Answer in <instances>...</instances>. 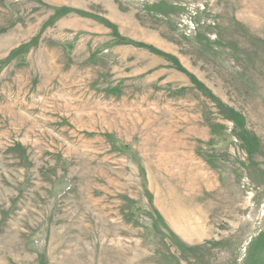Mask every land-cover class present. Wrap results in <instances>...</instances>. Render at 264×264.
Masks as SVG:
<instances>
[{
    "label": "rangeland",
    "instance_id": "obj_1",
    "mask_svg": "<svg viewBox=\"0 0 264 264\" xmlns=\"http://www.w3.org/2000/svg\"><path fill=\"white\" fill-rule=\"evenodd\" d=\"M0 264H264V0H0Z\"/></svg>",
    "mask_w": 264,
    "mask_h": 264
}]
</instances>
